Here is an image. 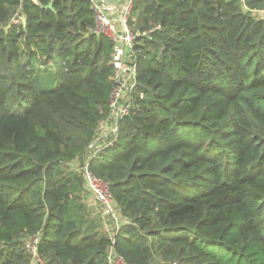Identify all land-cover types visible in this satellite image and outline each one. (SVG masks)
Listing matches in <instances>:
<instances>
[{"label":"trees","instance_id":"16d2710c","mask_svg":"<svg viewBox=\"0 0 264 264\" xmlns=\"http://www.w3.org/2000/svg\"><path fill=\"white\" fill-rule=\"evenodd\" d=\"M91 3L0 0V264H31L34 234L45 264H107L112 240L126 264H264V0H133L131 26L157 29L87 160L129 219L112 237L82 219L74 167L116 85Z\"/></svg>","mask_w":264,"mask_h":264},{"label":"built area","instance_id":"2783aa9c","mask_svg":"<svg viewBox=\"0 0 264 264\" xmlns=\"http://www.w3.org/2000/svg\"><path fill=\"white\" fill-rule=\"evenodd\" d=\"M92 9L95 20V32L103 34L113 43V59L116 67L114 81L116 85L112 89L109 100L110 115L101 121L97 137L87 148V154L83 165L75 161L74 167L79 170L83 179V188L93 202L102 209V216L111 221L114 229L112 232L106 230L109 237L114 236L129 219L122 216L117 209L110 186L107 182L96 177L89 169L87 160L92 158L102 147L111 146L117 140L119 121L132 108L131 93L136 87V65L130 59L129 53L134 46L137 37L148 35L153 29L139 32L131 26V14L133 0H92ZM22 16H17L13 23L23 22ZM87 158V159H86ZM78 166V167H77ZM107 226V222H101ZM40 234L27 236L23 241L25 252L30 256L31 264H45L38 254ZM107 264H126L122 257L115 254L114 240L108 247Z\"/></svg>","mask_w":264,"mask_h":264},{"label":"rangeland","instance_id":"374dc122","mask_svg":"<svg viewBox=\"0 0 264 264\" xmlns=\"http://www.w3.org/2000/svg\"><path fill=\"white\" fill-rule=\"evenodd\" d=\"M139 9L141 10V7ZM48 79L49 80L51 79V81H52V72L51 71H49V73H48ZM48 87L50 88L51 86H48ZM42 89H44V87ZM78 174L82 177L80 172H78ZM78 200H79L78 201L79 204L84 207L82 209V217L84 218V221H86L87 223H89L90 221L96 222L97 226L96 225L95 226L97 227V229L101 230V232H103V233H106L107 232L106 230H108V232H112L114 230V229H112L113 228V226L111 225L112 222L110 220L107 221L106 219L103 218V216L101 214L102 209L100 208V206L98 204H96L95 202H93L91 197H89L87 195L86 191L83 188V184H82V190L78 195ZM103 221L107 222V226H103V224L101 223Z\"/></svg>","mask_w":264,"mask_h":264},{"label":"water","instance_id":"95a60500","mask_svg":"<svg viewBox=\"0 0 264 264\" xmlns=\"http://www.w3.org/2000/svg\"><path fill=\"white\" fill-rule=\"evenodd\" d=\"M43 8H45V9H51L52 8V2L49 5H47V6L43 7ZM23 19H24V17H23Z\"/></svg>","mask_w":264,"mask_h":264},{"label":"crops","instance_id":"0c3cea01","mask_svg":"<svg viewBox=\"0 0 264 264\" xmlns=\"http://www.w3.org/2000/svg\"><path fill=\"white\" fill-rule=\"evenodd\" d=\"M84 220V218H82Z\"/></svg>","mask_w":264,"mask_h":264}]
</instances>
